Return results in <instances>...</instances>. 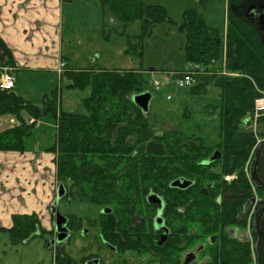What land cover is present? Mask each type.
<instances>
[{"label": "trees", "instance_id": "16d2710c", "mask_svg": "<svg viewBox=\"0 0 264 264\" xmlns=\"http://www.w3.org/2000/svg\"><path fill=\"white\" fill-rule=\"evenodd\" d=\"M103 3L105 10L124 26L141 22V37L135 42L129 39L127 52L141 54L137 45L142 39L152 34L157 24L171 21L164 6L147 0ZM179 30L185 33L188 64L180 71L192 72L196 79L191 92H204L214 79L219 86L221 122L216 146L178 130L156 134L133 101L134 95L145 90L143 73L103 68L66 71L71 81L68 87L90 91L82 100L85 113L64 110L57 89L44 97L41 107L14 89H0V115H12L19 122L0 131V151H24L25 140L38 120L52 115L57 123V180L65 187V196L111 210L100 214V231L108 240L114 232L112 218L119 217L127 228L131 216L142 212L144 196L152 188L166 194V214L175 233L187 234L194 228L198 232L194 237L208 242L205 253L210 259L205 264H253L248 219L242 211L255 193L264 196V188L254 186L247 172L256 143L249 118L255 99L264 94V43L256 29L231 12L225 33L210 26L196 9L185 11ZM0 63L15 65L12 50L1 35ZM259 131L264 135V116L259 118ZM216 151L219 157L203 165ZM231 174H237V178L227 183L224 177ZM181 176L195 184L187 189L169 188L170 182ZM240 191L247 195L242 196ZM226 192L232 195L224 198ZM69 216L72 231L79 230L84 222H95L89 217ZM12 220V225L0 227V232L8 234L13 243L30 241L40 231L37 213L14 214ZM48 232L41 229L40 235ZM210 237H215L213 243Z\"/></svg>", "mask_w": 264, "mask_h": 264}, {"label": "rangeland", "instance_id": "374dc122", "mask_svg": "<svg viewBox=\"0 0 264 264\" xmlns=\"http://www.w3.org/2000/svg\"><path fill=\"white\" fill-rule=\"evenodd\" d=\"M147 2L164 6L171 21L157 24L152 34L144 37L140 45H137V50L141 51V54H137L127 50L129 39L135 42L139 40V36L141 37L140 21L130 22L124 26L105 10L103 0H65L61 36L63 55L68 58L67 64L71 68L141 71L146 80L143 93L148 92L151 95L149 107L143 112L155 127L156 134L178 130L185 136L202 137L206 145L216 146L220 142L219 86L214 79L200 94L192 93L190 86L186 88L178 86L176 78L178 75L175 72L188 67L184 51L185 33L179 30V26L184 20L185 11L196 9L210 26L218 27L225 33L229 0H147ZM221 64L223 66L226 64L225 53ZM64 68L63 63L61 70ZM157 82L162 84L157 87ZM68 84L69 78L65 74L61 77L57 72H41L39 77L33 78L26 72L20 73L21 94L36 105L41 107L44 97L51 96L57 89L60 105L64 110L85 113L82 100L89 95V89L70 88ZM38 121L43 123V129L48 127L51 130L53 126L55 131L52 115L41 117ZM52 137L50 134V138L44 143L51 144ZM33 140L34 138L27 140L29 147ZM65 195L58 200L61 214H76L85 219L86 217L96 219L100 211L98 206ZM255 196H258V193H255ZM263 204L264 196L260 197L256 217L261 212ZM39 217V230H48L50 224L48 219L45 215ZM86 225L88 224L84 222L83 226ZM88 229L87 235L83 233L72 234L71 237L66 235L65 241L68 238L69 241L63 243L62 248L77 260L90 253L103 254L112 259L113 255L108 253L107 247L101 241L99 227ZM81 230L79 229V232ZM40 231H37V236L32 240L20 243H13L8 234L0 232V264H52L53 248L47 245ZM253 231L255 232V223Z\"/></svg>", "mask_w": 264, "mask_h": 264}, {"label": "crops", "instance_id": "0c3cea01", "mask_svg": "<svg viewBox=\"0 0 264 264\" xmlns=\"http://www.w3.org/2000/svg\"><path fill=\"white\" fill-rule=\"evenodd\" d=\"M64 3L65 0H0V35L12 50L15 65L10 69L16 76L13 89L22 96V72L32 78L48 71L62 77V73L67 76L66 71L70 69H91L71 68L67 64L68 58L63 55ZM63 63L65 68L61 70ZM100 69L103 68L97 70ZM53 122L55 131L53 126L51 130L43 129V123L38 121L25 140L24 151H0V227H10L14 214L37 213L45 215L50 223L51 205L57 200L61 186L57 181L54 149L57 123L54 119ZM18 123L12 115H0V131ZM50 134L53 135L51 144L46 145L44 141ZM30 138L34 140L29 147L27 140Z\"/></svg>", "mask_w": 264, "mask_h": 264}, {"label": "flooded vegetation", "instance_id": "af4514ba", "mask_svg": "<svg viewBox=\"0 0 264 264\" xmlns=\"http://www.w3.org/2000/svg\"><path fill=\"white\" fill-rule=\"evenodd\" d=\"M229 13H233L245 24L250 25L256 29L264 43V0H234L228 3ZM213 156V155H212ZM237 178V174H235ZM182 177V176H181ZM180 177V178H181ZM179 178V177H177ZM174 178L173 180L177 179ZM185 178V177H182ZM187 179V178H186ZM225 179V178H224ZM234 179L227 181L231 183ZM173 180L169 184V188L180 190L182 188L172 186ZM192 181V185L195 181ZM191 185V186H192ZM164 187V186H163ZM190 187V186H189ZM188 188V187H187ZM186 188V189H187ZM144 196L146 205H141V213L133 214L130 219L128 227L122 226L119 217H113L114 229L112 238L108 240L104 234L100 231L101 218L100 214H108L110 212H104V209H100L99 214L95 218H90L91 225L82 226L79 230L72 231L70 227V216L66 215L67 221L62 225L67 228L66 234L72 236V234L83 233L88 234L89 227L98 226L99 234L102 243L107 247L108 253L113 255V258H107L106 255L98 253H90L83 256L80 259H75L68 251L62 248V244L68 242L69 238H61L60 233L56 226L55 211H59L58 200L52 205L50 227L48 233L41 234L47 241V245L53 248L52 264H205L209 261L210 256L206 254L207 241H201L194 237L198 234L197 230L192 229L191 232L185 234L184 232H174L170 219H168L167 211V198L166 194L155 192L152 188ZM156 193L160 199L162 205L157 202L149 201V194ZM63 194H66V190ZM62 194V195H63ZM242 196L247 195L246 191H240ZM230 192L224 194V198L230 197ZM253 198H250L243 207V215L247 216L249 207L253 204ZM260 205V197L256 203L255 215ZM148 206V207H147ZM51 210V209H50ZM54 211V212H53ZM111 211V210H110ZM60 212V211H59ZM254 215V218H255ZM88 218V217H86ZM251 226L253 231V221ZM254 232V231H253ZM256 235V234H255ZM68 240V241H67ZM257 236L253 238L252 249L255 255V262L258 264L257 253L255 249ZM210 243L215 241V237L209 238ZM136 245H138L136 247ZM51 248V249H52Z\"/></svg>", "mask_w": 264, "mask_h": 264}, {"label": "water", "instance_id": "95a60500", "mask_svg": "<svg viewBox=\"0 0 264 264\" xmlns=\"http://www.w3.org/2000/svg\"><path fill=\"white\" fill-rule=\"evenodd\" d=\"M151 95L148 92L137 94L133 96L134 103L140 107L143 111L147 110L150 104ZM220 153L219 151H216L212 157H210L208 160H205L202 162L203 165L210 164L211 162L215 161L219 157ZM255 158V162L253 163V160ZM254 158L252 160L251 166H250V172L249 176L252 179V181L255 183L256 186H260L264 188V143H262L256 150ZM192 181L186 179V178H177L173 180L172 186L186 189L187 187L192 185ZM65 192V188L63 185L60 186L58 190L57 200H59L62 196V194ZM157 202L160 206L162 205V201L160 197L156 193H150L149 194V201ZM104 212H110L109 208H105L103 210ZM54 212V211H53ZM56 216V228L58 232L60 233V239L66 237V231L67 228L64 227L62 224L66 223L67 218L65 215L61 214L58 210L54 212ZM256 217V215H255ZM255 221H253V224L255 223V234L257 236L256 240V253H257V261L258 264H264V204L262 205L261 212L257 214ZM63 240V239H61Z\"/></svg>", "mask_w": 264, "mask_h": 264}, {"label": "built area", "instance_id": "2783aa9c", "mask_svg": "<svg viewBox=\"0 0 264 264\" xmlns=\"http://www.w3.org/2000/svg\"><path fill=\"white\" fill-rule=\"evenodd\" d=\"M0 89L2 90H10L15 87V82H16V76L11 72V69L7 66H0ZM176 78H177V83L179 87H189L195 84L196 79L193 76L194 73L188 72V71H178L175 72ZM162 84V83H161ZM160 82H157V87L161 85ZM170 98V96H168ZM264 116V94L261 96L257 97L255 99V104H254V111L252 116L249 118L251 121V126L253 131L255 132L256 135V143L253 147L252 154L255 153L257 147L264 143V135H262L259 131V118ZM236 177L235 174L231 175H226L225 180L230 181ZM253 204L249 207L247 211V221H248V232H250L251 228V223H252V218L255 213L256 209V203H257V196L254 197L253 199Z\"/></svg>", "mask_w": 264, "mask_h": 264}]
</instances>
